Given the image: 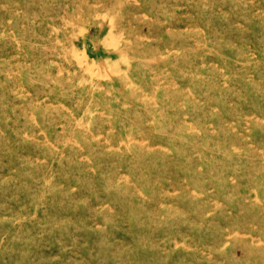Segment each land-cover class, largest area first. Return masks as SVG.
Returning a JSON list of instances; mask_svg holds the SVG:
<instances>
[{"label": "rangeland", "instance_id": "rangeland-1", "mask_svg": "<svg viewBox=\"0 0 264 264\" xmlns=\"http://www.w3.org/2000/svg\"><path fill=\"white\" fill-rule=\"evenodd\" d=\"M0 264H264V0H0Z\"/></svg>", "mask_w": 264, "mask_h": 264}]
</instances>
